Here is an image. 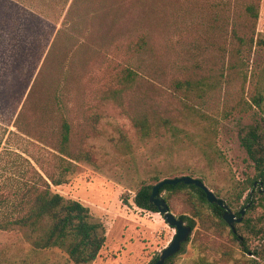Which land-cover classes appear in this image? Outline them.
<instances>
[{"label":"rangeland","instance_id":"obj_1","mask_svg":"<svg viewBox=\"0 0 264 264\" xmlns=\"http://www.w3.org/2000/svg\"><path fill=\"white\" fill-rule=\"evenodd\" d=\"M243 1L0 0V120L14 116L13 123L19 116L18 127L0 126V193L6 190L3 182L29 167L27 160L37 169V161L52 167L54 152L40 138L49 141L58 133L54 96L60 95L72 146L90 161L78 162L69 182L52 188L82 202L105 223L107 240L93 264H149L173 241L176 229L159 213L135 204L137 193L155 186L162 170L165 178L202 180L239 218L253 189L234 203L231 191L257 175L241 137L250 127H264V105L249 107L251 96L264 89V45L257 41L264 40V0L256 44L243 55V74L228 70L233 22ZM126 67L146 79L123 94L120 108L106 98L119 88L117 76ZM175 78L200 82L189 100L175 94L196 106V115L180 117L174 110L182 108L171 97ZM144 99L157 102L162 111L173 110L174 134L141 139L123 109L135 114ZM204 138L217 147L221 163L206 159L199 146ZM259 183L254 207L250 204L234 225L237 239L210 208L201 220L177 203L173 214H186L193 231L174 264H264V191L258 193L264 187ZM0 264L73 263L59 249L34 250L16 230L0 231Z\"/></svg>","mask_w":264,"mask_h":264},{"label":"trees","instance_id":"obj_2","mask_svg":"<svg viewBox=\"0 0 264 264\" xmlns=\"http://www.w3.org/2000/svg\"><path fill=\"white\" fill-rule=\"evenodd\" d=\"M261 2L262 0H244L236 10L237 22H233V42L228 60L230 72L243 74L242 71H239L244 66L243 55L245 53L250 55L256 44ZM32 17L35 16L32 15ZM38 20L44 23L42 19ZM257 41L264 45V40L258 38ZM139 43H137V47L141 50L145 46L144 39H141ZM142 78L146 79L139 71L126 67L117 76L119 88L113 90L106 100L123 108V94L133 88L138 79ZM199 84L200 82L196 83L190 79L175 78L171 80L170 90L174 92L171 97L179 99L182 103V108L174 109L179 112L180 117H186L187 112L196 115L198 110L196 106L186 103L183 98L176 97L175 94H182L185 99L189 100L198 94L201 89ZM54 105L59 123L58 133L50 136L49 141H46L45 137L40 138V142L54 152V163L49 169L37 161L36 164L40 167L37 169L27 160L29 167L23 169L18 178H11L3 182V187L6 190L0 193V210L3 211H0V231H21L25 240L34 250L59 249L68 256L73 264H93L107 240L105 223L95 217L90 208L82 202L66 198L52 188V186L58 187L68 183L78 169L77 163L83 160L90 161V157L72 146V126L64 113V104L60 95L54 96ZM263 105L264 89L259 88L256 94L251 96L249 107L262 109ZM160 107L161 105L157 102L144 99L142 106L138 108V112L135 114L128 113L123 109L142 140L161 139L167 133L174 134L175 130L178 129L175 126L177 119L173 115V110H169L168 113V111H162ZM13 118L14 116H11L6 120H0V126H17L19 116L18 120L12 123ZM1 138L2 136L0 143ZM241 145L256 168L257 175L242 183H237L233 187L231 191L232 203L240 201L250 189H253L251 193L256 194L254 191L255 183L259 180L264 183V127L261 129L259 127L248 128L241 137ZM199 146L211 165L221 163L220 152L211 139H202ZM208 150L211 151L210 155H207ZM165 171L162 170L159 175L155 176L154 179L157 183L165 179L163 176ZM153 187L143 186L135 197V204L144 210L158 213V209L150 203ZM161 192L166 193L164 198L172 213H176L179 209L177 203L181 202L182 209L202 220L207 216L206 209L210 208L219 218L221 225L228 228L223 219L224 210L218 205L210 204L202 189L180 183L166 185ZM258 193L261 192L258 191ZM250 194L247 196V201L253 208ZM232 203L229 205L232 206ZM240 212L241 210L237 212L238 216L241 215ZM178 218L186 221L188 216L181 212ZM230 233L234 238H239L232 229ZM242 245L245 252L250 253L246 243L242 242ZM158 260L159 257H156L149 264H157ZM173 260L174 257L168 259L165 264H174Z\"/></svg>","mask_w":264,"mask_h":264},{"label":"water","instance_id":"obj_3","mask_svg":"<svg viewBox=\"0 0 264 264\" xmlns=\"http://www.w3.org/2000/svg\"><path fill=\"white\" fill-rule=\"evenodd\" d=\"M180 183H184L185 185L196 186L202 189L205 192L207 201L210 204L218 205L224 210L223 219L234 232V225L236 223L242 222L245 209L250 206V204H248L245 209L241 210V215L239 218H237L235 213L226 204L225 200L216 196V194L212 190H210L202 180L193 178L188 175L175 178H165L161 180L152 189L150 203L158 209V213L165 219L166 223L170 227L176 229V235L170 245L161 252L157 264H165L168 259L177 255L181 251L183 244H185L189 240L193 231L192 227L187 225L183 219L178 218L175 214L171 212L170 207L168 206L165 198L162 196L161 191L164 186L177 185ZM257 185L258 182L255 183V187ZM259 185L260 187H264V183H259ZM263 191L264 189L260 190V192ZM252 196L253 193L250 194V199H252Z\"/></svg>","mask_w":264,"mask_h":264}]
</instances>
